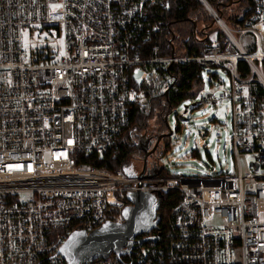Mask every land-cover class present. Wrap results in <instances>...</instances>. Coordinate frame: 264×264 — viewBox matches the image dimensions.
<instances>
[{"label":"built area","instance_id":"1","mask_svg":"<svg viewBox=\"0 0 264 264\" xmlns=\"http://www.w3.org/2000/svg\"><path fill=\"white\" fill-rule=\"evenodd\" d=\"M200 1L217 27L200 53L166 56L151 16L162 0H0V264H67L59 250L72 231L97 230L128 193L168 190L182 197L158 241L87 264H264V0L243 25ZM173 61L225 71L198 95L229 104L231 171L139 176L132 155L121 168L95 165L119 150L133 107L171 88ZM161 157L179 159L169 148Z\"/></svg>","mask_w":264,"mask_h":264},{"label":"trees","instance_id":"2","mask_svg":"<svg viewBox=\"0 0 264 264\" xmlns=\"http://www.w3.org/2000/svg\"><path fill=\"white\" fill-rule=\"evenodd\" d=\"M168 5L163 7H153L151 10V16L155 21L159 22L161 26V34L158 40L162 42V50L160 54L170 56H190L193 52H201L203 47V39L206 38V34L213 29V25L210 27L213 18L208 16L204 18L207 26L204 27L205 31H199L197 28L196 34L194 33V23L190 19L197 20L202 15L203 5L200 0H168ZM215 8L225 14V8H231L230 0H211ZM241 3H247V6H242L243 13L237 11H230L227 13L228 19L234 25H243L245 20L253 12V1L252 0H240ZM157 9V13L155 10ZM161 9V10H160ZM154 12V13H153ZM159 13V14H158ZM155 14V15H154ZM239 17H241L239 19ZM188 23L190 25L189 34L184 36L179 41L182 44L180 54L176 46V39L178 38L176 30L174 28L175 24ZM174 34V38L172 35ZM172 39V41H171ZM172 43L175 45V51H172ZM170 70L165 75V79L169 78L170 84L173 82L174 85L171 86L169 91H160L151 95L150 103L146 107V110H141L140 108L133 107L131 112V122L127 129L124 131L122 138L120 140L119 150L115 153H107L104 158L100 160H95L93 163L97 166H103L109 169L121 168L124 166L128 157H130L134 151H136L135 145L130 137L129 131L132 130L133 133L136 131H143L146 128L149 129L151 134H161L163 131H167V125L165 122V117L170 112L174 110L176 105L185 99L194 100L197 96L199 90L204 84L202 78H200V73L204 70V66L198 64L196 61H173L170 63ZM166 72V69H165ZM154 85H150L146 88L147 94H151V88ZM149 89V90H148ZM196 104V103H194ZM154 119L155 123L151 124L149 120ZM166 137V136H165ZM165 149L170 147V138L165 140ZM93 155H88L87 157H92ZM161 173L159 175L167 176L168 171L164 167H160ZM182 197V193L178 190H168L163 191L161 198L160 208L158 212L161 217L158 222L157 228L152 229L155 234L161 233L164 235L165 228L167 225V220L172 207L179 201ZM125 203L121 208H111L108 211V218L111 220H117L116 216L118 214L122 215L123 208L130 203V199L126 194L124 196ZM143 236L139 235V237ZM160 242V241H159ZM145 243L152 244L154 242L146 241ZM158 243V242H157ZM134 253V252H133ZM126 260L133 258V254L124 255Z\"/></svg>","mask_w":264,"mask_h":264},{"label":"rangeland","instance_id":"3","mask_svg":"<svg viewBox=\"0 0 264 264\" xmlns=\"http://www.w3.org/2000/svg\"><path fill=\"white\" fill-rule=\"evenodd\" d=\"M239 1L232 3L231 8H225L223 18L229 24H231V21L228 19L227 13H230L232 10L235 12L238 11L241 15L243 13L242 6H247V3H241ZM206 17H208V13L203 10L199 22L197 23L199 31L207 26V23L204 21ZM212 23V27L216 28L217 23ZM174 28L178 36L176 39L177 52L184 54V52H181L182 44L179 39L189 34L190 25L188 23H179L175 24ZM40 37H48L51 40V37L45 32L42 33ZM23 40L25 48H28L29 45L32 44V39L28 37L26 31ZM244 40L246 45H251V39L245 37ZM50 43L52 45V42ZM62 48L63 45L61 44V49ZM215 72L222 76L223 80L228 81V77L222 68L206 66L203 70L204 84L202 85V88H204L206 92L214 91V88L218 85L216 80H213L211 83L209 79V75ZM167 80L169 81L170 79L167 78ZM228 108L229 104L226 100L219 105L213 103L207 104V102L201 101L200 96L197 94L194 100L185 99L181 101L176 105L174 110L168 114L169 124L171 128L174 129V134H172L170 138L171 143L169 150L175 158H179L176 161L173 160L169 162L166 157H162V164L169 175L204 173L215 168L221 170L227 166L231 171L234 164V156L231 145L227 139L230 134L229 129L231 125V114ZM203 115L204 117H202ZM212 121L216 122L217 126L214 127L213 131L205 138L206 147L198 146L196 143L198 129H202V127L212 129ZM149 122L151 124L155 123L153 118L149 120ZM186 122L189 124V127L183 126ZM186 142H188L187 145ZM120 216L121 214H118L116 219L119 220Z\"/></svg>","mask_w":264,"mask_h":264},{"label":"water","instance_id":"4","mask_svg":"<svg viewBox=\"0 0 264 264\" xmlns=\"http://www.w3.org/2000/svg\"><path fill=\"white\" fill-rule=\"evenodd\" d=\"M233 1L234 0H230V4H232ZM190 20L194 23V33L196 34L197 20ZM212 25L213 23L211 22L210 27ZM172 38H174V34L172 35ZM173 51H175L174 43H172L171 52ZM170 66L171 65L169 63L167 66L168 72L170 70ZM171 85H174V83L172 82ZM165 122L169 131L158 135L155 146L158 145L163 136L174 134V129H172L169 124L168 115L165 117ZM149 152L151 151H146L145 153L142 171L139 176L147 175V170H149ZM125 170L127 169L125 168ZM156 174L158 173L152 175ZM127 195L133 204L132 206L126 205L123 208L122 220L107 219L100 227L97 228V230L95 229L88 233L84 230H74L68 235L66 241L59 250V253L65 257L67 264H87L90 259L105 257L112 252L119 255H130L138 247V245H141L146 241H158L161 233L143 237L138 236L143 233H149L151 229L157 228L161 217L158 209L160 208L163 192L157 191L156 193L152 192L151 194L154 199V204L150 220H143L139 217V209L147 193L137 191L135 193H128ZM128 208L129 211L127 210Z\"/></svg>","mask_w":264,"mask_h":264},{"label":"flooded vegetation","instance_id":"5","mask_svg":"<svg viewBox=\"0 0 264 264\" xmlns=\"http://www.w3.org/2000/svg\"><path fill=\"white\" fill-rule=\"evenodd\" d=\"M235 2H237V0L233 1V3H235ZM205 30L206 29L203 28L201 31H205ZM168 131H169V129L167 127V131H163L161 133H165ZM129 134H130V137H131V139L135 145L134 149L136 151H134V154H132V158L134 159V161H136L137 166H140L141 163L143 165V158L145 156L146 151H151V152H149V155H148L149 170L147 171V173L150 175L155 174V173L160 174L161 173L160 167H162V165H163L161 152L165 148V143H166L165 140L171 138L172 134L166 135V137L163 136L162 139L159 141L157 146H155V142H156L157 137L160 133L157 135H155V134L153 135V134H151L149 129L146 128L143 131H136L134 133L132 130H130ZM151 194H152V192H147V195L145 196V198H144V200L140 206V209H139V215H140L139 217H141L143 220H150V218L152 217L154 199L152 198ZM132 204L133 203L130 201V203H127V206H132ZM127 210L129 211V208ZM147 235H155V233L151 229V231L149 233H143V236H147ZM143 236H141V237H143Z\"/></svg>","mask_w":264,"mask_h":264},{"label":"bare ground","instance_id":"6","mask_svg":"<svg viewBox=\"0 0 264 264\" xmlns=\"http://www.w3.org/2000/svg\"><path fill=\"white\" fill-rule=\"evenodd\" d=\"M163 1V5H161L160 7H163L165 5H168L169 1L168 0H162ZM213 4V3H212ZM214 6V5H213ZM155 10V9H154ZM161 10V9H160ZM157 11V9L155 10V12ZM154 13V12H153ZM157 13V12H156ZM159 14V13H158ZM155 15V14H154ZM159 23V22H158ZM161 25V24H160ZM160 35H158L157 37L159 38ZM158 38H155L153 41H155V43L160 45V49L162 50V42L161 40H158ZM168 73V71H167ZM171 85V84H170ZM172 86V85H171ZM169 91V90H168ZM165 168V167H164Z\"/></svg>","mask_w":264,"mask_h":264}]
</instances>
